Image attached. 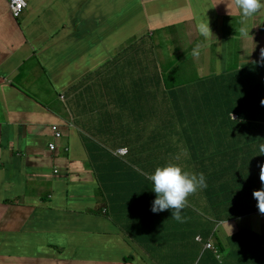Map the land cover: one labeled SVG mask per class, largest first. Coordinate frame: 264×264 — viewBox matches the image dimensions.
Returning a JSON list of instances; mask_svg holds the SVG:
<instances>
[{
	"label": "crops",
	"instance_id": "0c3cea01",
	"mask_svg": "<svg viewBox=\"0 0 264 264\" xmlns=\"http://www.w3.org/2000/svg\"><path fill=\"white\" fill-rule=\"evenodd\" d=\"M25 1L27 7L15 18L10 0H0V264H264V254L256 257L238 241L233 246L229 243V237L236 234L264 237V214L259 211L228 219L204 240L217 249L222 247L220 259L212 250L204 252L205 244L196 241L205 231L202 221L191 227L190 217L182 215L184 222H178L169 210H151L155 192L149 197L134 189L135 199L128 198L124 205L126 209V204L137 200L136 207L118 220L101 212L105 204L96 194L100 180L104 184L114 170L118 182L117 169L134 167V156L115 153L127 148L113 144L128 126L125 123L123 131L119 130L108 102L122 111L131 105L115 98L113 90L104 92V86L100 87L102 81L111 79L107 68L113 45L82 22L83 14L94 9L97 0ZM136 2L141 6L136 27L151 32L157 26L152 20L154 6L163 0ZM175 2L180 4V0ZM218 2L195 4L189 12L196 21L201 12L204 19H219L221 41L215 56L221 61L216 62V71H206V77L218 74L221 84L239 85L231 80L234 69L242 65L252 68L256 62L264 66V58H258L248 40L259 28L254 19L264 20V9L248 21L249 35L242 36L232 23L236 20L241 27L240 15L230 0ZM225 11H232L233 17ZM180 23L177 26L190 24ZM259 31L264 32V27ZM150 37L143 40V50L154 49L149 46ZM238 40L243 46L240 58L222 59ZM261 40L264 38L254 45L259 53ZM249 57L255 60H247ZM123 60L119 56L118 65ZM130 89L140 99L142 111L149 107L145 123L162 102L150 96L145 99L139 90ZM53 127L60 137H55ZM95 140L103 141L102 145L97 147Z\"/></svg>",
	"mask_w": 264,
	"mask_h": 264
},
{
	"label": "trees",
	"instance_id": "16d2710c",
	"mask_svg": "<svg viewBox=\"0 0 264 264\" xmlns=\"http://www.w3.org/2000/svg\"><path fill=\"white\" fill-rule=\"evenodd\" d=\"M145 39L147 37H142L139 41ZM143 52L144 59H149L150 51ZM128 63H138L135 53L124 57L121 65L115 64L111 79L100 84V87L104 86V92L113 90L115 98L125 99L131 105L126 111H122L115 107L112 101L108 102V106H111L110 109L116 115L119 130L123 131L125 123L128 126L122 138H118L113 145L115 148L127 147L128 154L130 152L134 156V159L131 158L134 167L127 169L121 166L117 169L118 182L114 170L106 177L104 184L100 180L96 194L105 204L106 215L115 220L124 217L123 215L127 214L125 201L130 196L128 193L132 194L134 189L154 192L153 183L142 175L140 166L150 163L160 151L174 147V160L170 163L178 164L190 173H203L206 179L207 187L190 195L188 201H193L194 205L205 204L204 207L212 210L220 220L226 213L227 216L223 220L259 211L252 193L264 188L260 181L264 153H259V146L264 144V104L261 103L264 100L263 64L256 62L252 68L251 65H242L231 72L233 76L232 79L230 76L229 78L244 85H229V82L221 84L216 79L218 74L207 77L204 75L196 83L197 91L191 94L189 102L181 108L175 98L177 91L172 88L176 69L172 68L164 75L161 73L155 79V74L150 71L145 74L144 71L138 72L135 69V72L131 73L127 69ZM85 80L86 78L79 82L78 86ZM129 87L139 90L145 99L152 93L158 95L162 90L168 94L169 100H172L179 110V120L175 124L177 129L170 124L173 130L170 136L166 135L168 129L158 132L156 129L142 127L149 107L145 106L142 111L139 107L140 99L136 98ZM172 89L174 96L169 93ZM233 113L244 118V121L233 118ZM145 131L147 133L141 137V133ZM166 164L162 163L161 167ZM125 184L126 186L122 187ZM193 196L200 200H192ZM221 204L225 206V212L221 210ZM190 206L188 203V208H184L181 215L191 218L193 214ZM168 210L170 214L171 209ZM196 223L200 226V221ZM213 228H203V244H206L204 240L207 242L210 234H213ZM236 241L244 251H251L256 257L264 254V237L241 234L229 237L230 246ZM218 247L222 248L220 245Z\"/></svg>",
	"mask_w": 264,
	"mask_h": 264
},
{
	"label": "rangeland",
	"instance_id": "374dc122",
	"mask_svg": "<svg viewBox=\"0 0 264 264\" xmlns=\"http://www.w3.org/2000/svg\"><path fill=\"white\" fill-rule=\"evenodd\" d=\"M206 1L208 2V0H193V3L190 4L187 0H180L179 5L181 7H179V5L176 4L175 0H163V2H161L159 5L154 6L153 9L152 20L157 25L151 30V32L154 34L153 36H151V32L146 27H136L138 23H136L135 17L137 13L141 10V6L136 2V0H97V4L94 9L90 8L83 14L82 22L85 27L93 28L97 34H103L106 41H110L112 43L113 52L120 55L122 51V44L131 35L139 31L140 35L143 37L149 38L151 36V43L149 44V46H153L154 49L150 51L149 59H144L145 53L142 49L144 47V41H135L131 44H127L124 47V57H128V55L130 56L135 53L138 58V63L135 65L128 63L127 69L131 73H134L135 69L138 72L144 71L145 74L150 71L151 73L155 74V79H157V76L161 73H163L164 75L172 68L176 69V73L173 75L172 88L180 94L179 106L183 108L184 90L192 88L195 89L194 91H197V88H195V86L199 79L206 75V71H216V62L218 60L221 61L219 57L217 58L215 56V52L218 51L217 46L221 41L218 37L219 19L208 20L209 26L213 34L210 36V38L206 40L203 36L198 33L196 29V23L198 20L196 21V19L193 18V13L189 12L190 6L193 7L195 4H204V2ZM183 5L184 8L182 7ZM226 12L228 16H231V14L233 15L232 11H225V13ZM201 13L202 16L199 18V20L206 21L207 19H204V13ZM219 13H223L222 9H219ZM260 18L254 19V21L257 23V28H259L255 31V34H253L254 37H248V40L251 42L253 52H256L258 58L262 59L264 58V40H261V42L263 43V50L260 53L254 47L255 43L258 42L260 38H264V32L259 31L261 28L264 27V20H260ZM181 21H189L190 24H185L181 27L177 26ZM232 23L238 32L239 28L237 27L236 20H233ZM179 25H181V23ZM233 36L234 34L227 39L233 38ZM201 37H203L202 42ZM241 42L242 41L240 40L235 41L234 45L228 49L227 54L222 55V59L231 61L236 56H241L243 53V46L240 45ZM197 45L201 46L200 55L198 57L193 56L192 54L193 48H195ZM217 55H219V53ZM250 57L247 58V60H249ZM254 60L255 58L249 61ZM86 70L87 69L85 68V71ZM107 70L112 73L115 70L114 64L112 66H109ZM144 80L147 79L144 78ZM36 81L38 83L39 80L36 79ZM76 81L77 80H75L74 82ZM45 84L46 83H43L42 87L40 88L43 89ZM239 85L244 84L241 83ZM81 89L83 90L84 88L81 87ZM54 104L60 105L59 102H56ZM155 111V117H150L147 122L143 123L142 127H145V129H156L158 132L161 129L165 128L168 129L166 135L170 136V133L173 131L170 124L173 125L174 129H177L175 124L179 120V110L175 107L173 101L169 100L164 105L157 103ZM112 119H116V115L113 111ZM146 133L147 131L141 133V137L143 134ZM100 139L104 140V137H101ZM94 142L97 147L99 146V144L102 145L103 143V141L98 140H95ZM175 149L176 148L174 147L172 149H167L163 152L160 151L157 157L152 158L150 163H147L144 166H140L142 175L144 177H147L149 174H152L154 172L155 167H161L162 163L169 164L170 161H173ZM151 169L153 171L150 172ZM143 192L148 193L150 197L151 191L147 192L143 190ZM128 195H130V200V198L134 196V191L132 192V194L128 193ZM149 200L150 205L151 198H149ZM192 200L198 201L200 199H197L195 196H193ZM188 203L191 204L190 207L191 212L193 214V216L190 218L191 227L197 225L196 221H202L204 222V229H210L214 227L213 230L215 232L216 229L222 227V223L228 221L223 220L227 216V213L224 215V218L220 220V218L216 216L212 212V210L204 207L205 204H203V206L200 204L194 205L193 201H188ZM135 207L136 206L129 205L128 211L131 212L133 210L132 208ZM221 210H223L224 212L226 211V208L225 206H223V204H221ZM137 212L142 211L138 210ZM249 214L250 213L242 215ZM97 228H99V230H102L104 227L98 226Z\"/></svg>",
	"mask_w": 264,
	"mask_h": 264
},
{
	"label": "clouds",
	"instance_id": "9594fccd",
	"mask_svg": "<svg viewBox=\"0 0 264 264\" xmlns=\"http://www.w3.org/2000/svg\"><path fill=\"white\" fill-rule=\"evenodd\" d=\"M219 2H220V0H219ZM230 3L232 5L233 9L237 12V14L240 15V24H241V27L239 28L240 34L242 36H248L249 35V29H250L248 27V21L257 12H259L261 9H264V3H262V0H230ZM26 7H27V3H26L25 8ZM10 11H11V8H10ZM22 13H21V15H22ZM11 14H12V12H11ZM19 17H15V18H19ZM196 29H197L198 33L201 36H203L206 40L208 38H210V36L213 34V32L211 31V28L209 26L208 20H206V21L205 20H198L196 23ZM142 37L143 36H141L139 31H138L135 34L131 35L129 38H127V40L122 44L121 55L113 52V59L111 61V66L113 64L114 65L118 64L117 59L119 58V56H123V52H125L124 47L127 44H131L135 41H139V39ZM200 47H201L200 45H197L195 48H193V50H192L193 56L198 57L200 55ZM111 75H113V72L111 73ZM195 88H197V87H195ZM190 89H192V88H190ZM194 90L195 89L184 90V92H183V104H187L189 102V98L191 97V94L195 93ZM169 93L174 96V90L173 89ZM153 94H155V93L151 94V96H150L151 98H152ZM169 98L170 97L168 96V94L164 93L163 90L161 92H159L158 95L155 94V96L153 97V99H155L156 101L162 102L160 104H163V105L169 101ZM175 98L179 102L180 94L178 92H177ZM261 103L264 104V100H262ZM232 116L235 119H241L243 121V118L239 117L237 113H233ZM56 129H57V127H56ZM57 132H58V130H57ZM54 135H55V132H54ZM60 136H61V133H60ZM55 137H57V136H55ZM115 153H116V151H115ZM259 153H264V144H261L259 146ZM126 155H124V156H126ZM124 156H121V157H124ZM147 179L152 181V183H153L152 190L156 194V198L154 199V201L152 203L151 210L155 213V212H160V211L171 209L172 219H174L178 222H184V218L182 217L181 212L188 204V197L190 195L195 194L198 190H201V189H204L207 187L206 179H205V176L203 173H199V174L190 173L187 170L182 169V167L180 165L172 164V163L166 164L162 167L155 168L154 172L147 176ZM260 181L262 182V184H264V166L261 167ZM252 195L255 198V200L257 201V208H258L259 212L261 214H264V188L259 189V190H254ZM132 198H134V197H132ZM134 202L136 203L137 200H135ZM134 202H132V204H130V205L135 206ZM128 206L129 205L126 204V212L129 213ZM132 209L134 210V208H132ZM102 211H103V214H106V207L102 208L101 212ZM230 233H231V231H230ZM197 242L203 243V242H199V241H197ZM204 250H208V249H205V247H204ZM217 250H218V253H215V254H216L217 258L220 259L221 254H220L219 249H217Z\"/></svg>",
	"mask_w": 264,
	"mask_h": 264
},
{
	"label": "built area",
	"instance_id": "2783aa9c",
	"mask_svg": "<svg viewBox=\"0 0 264 264\" xmlns=\"http://www.w3.org/2000/svg\"><path fill=\"white\" fill-rule=\"evenodd\" d=\"M25 6H26V2L24 0H10V8H11V12L14 17H19L21 13L23 12V10L25 9ZM53 130L55 132V136L60 137V133L57 132L56 127H53ZM49 147L52 151L56 149L53 143H51ZM116 153L120 156H124L128 153V149L120 148L116 151ZM197 241L203 242V238L199 236L197 237ZM205 249H210V250H213L215 253H218L216 246L212 242L207 243L205 245Z\"/></svg>",
	"mask_w": 264,
	"mask_h": 264
}]
</instances>
